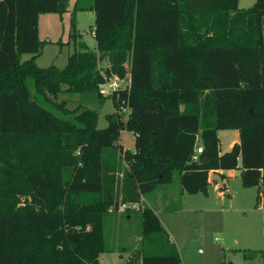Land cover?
I'll return each mask as SVG.
<instances>
[{"label": "trees", "instance_id": "trees-1", "mask_svg": "<svg viewBox=\"0 0 264 264\" xmlns=\"http://www.w3.org/2000/svg\"><path fill=\"white\" fill-rule=\"evenodd\" d=\"M65 8L0 0V264H99L104 215L175 173L183 191L206 193L210 170L240 161L264 206V0H92L95 49L74 27L65 66H39L38 16ZM113 75L120 89L100 94ZM60 92L110 97L116 110L98 127L96 109L68 107ZM124 128L134 150L117 142ZM218 129H236L239 142L220 152ZM138 209L127 264H181L156 207Z\"/></svg>", "mask_w": 264, "mask_h": 264}, {"label": "rangeland", "instance_id": "rangeland-1", "mask_svg": "<svg viewBox=\"0 0 264 264\" xmlns=\"http://www.w3.org/2000/svg\"><path fill=\"white\" fill-rule=\"evenodd\" d=\"M65 2L66 8L61 12H43L38 16V36L44 41L42 52L36 58L39 66H65L74 48L70 36L74 27L79 33L78 40L95 49L91 28L94 15L87 8L92 0ZM254 2L238 0V7L247 8ZM29 57L30 54L24 53L21 59ZM60 100H65L68 107L81 104L96 109L98 127H105L106 114L116 110L110 97L99 102L85 99L76 92H60L57 101ZM121 112L124 121L128 109L123 108ZM217 135L220 152L230 149L231 142H239L236 129H218ZM117 142L124 150L135 149L131 130L121 129ZM240 171V161L237 167L223 170L225 185H208L206 193L183 191L175 173L171 182L159 185L142 198V206L158 208L157 215L178 249L181 264L262 263L259 250L264 247V206L262 200L256 204L260 187L244 186ZM140 210H113L104 215L107 251L99 255V264H127L129 251L137 246L141 235Z\"/></svg>", "mask_w": 264, "mask_h": 264}, {"label": "built area", "instance_id": "built-area-1", "mask_svg": "<svg viewBox=\"0 0 264 264\" xmlns=\"http://www.w3.org/2000/svg\"><path fill=\"white\" fill-rule=\"evenodd\" d=\"M122 81H123V79L118 77L117 75L110 76V77L104 76V81H103V83L100 84L98 91L100 94H102L104 96H112L120 89ZM201 152H202V146L199 145L196 147L195 151L193 152L191 159L194 161L199 160V154ZM142 201H143V199L141 198L140 201H138V202H133V203H128V204H126V203L120 204L119 210H123L127 206L129 208H134V209L141 208L142 207Z\"/></svg>", "mask_w": 264, "mask_h": 264}, {"label": "crops", "instance_id": "crops-1", "mask_svg": "<svg viewBox=\"0 0 264 264\" xmlns=\"http://www.w3.org/2000/svg\"><path fill=\"white\" fill-rule=\"evenodd\" d=\"M234 143H236V142H231L232 145H233ZM230 148H231V147H230ZM213 172H217L218 174H221V173L224 174V173H223V170H218V171H217V170H210V171H209V174H208V177H209V185H214V184L217 185V184L219 183V182H218L217 180H215V179H214V180H211V179H210V175H211V173H213ZM221 179H222V178H221ZM223 180H224V178L222 179V182H223ZM224 185H225V183L223 182V186H224ZM221 187H222V186H221ZM221 194H222V193H221ZM155 207H156V206H155ZM157 211H158V208L156 207V213H157Z\"/></svg>", "mask_w": 264, "mask_h": 264}, {"label": "water", "instance_id": "water-1", "mask_svg": "<svg viewBox=\"0 0 264 264\" xmlns=\"http://www.w3.org/2000/svg\"><path fill=\"white\" fill-rule=\"evenodd\" d=\"M210 179L211 180H217L219 183H220V186H222L223 187V182H222V179H221V176H220V174H218L217 172H213V173H211V175H210Z\"/></svg>", "mask_w": 264, "mask_h": 264}]
</instances>
